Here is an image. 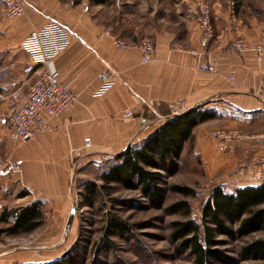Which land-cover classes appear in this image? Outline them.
Segmentation results:
<instances>
[{
	"label": "crops",
	"instance_id": "crops-1",
	"mask_svg": "<svg viewBox=\"0 0 264 264\" xmlns=\"http://www.w3.org/2000/svg\"><path fill=\"white\" fill-rule=\"evenodd\" d=\"M232 3L213 0L215 35L207 46L200 42L202 30L194 3L181 6L176 19L147 18L148 25L143 19L141 25L119 17L112 34L107 29L113 11L107 3L92 0H24L22 15L7 20L1 13L0 153L10 154L23 170L19 175L0 174V264H13L25 256L13 255L19 248L13 240L40 235L33 249L44 246L45 240L60 241L59 234L66 230L75 206L72 183L77 165L113 157L144 141L170 116L197 106L215 112L216 117L195 127L185 152L192 149L200 156L207 179L228 192L263 183L264 62L254 52L231 49L236 38L257 42L264 35L263 8L236 12ZM50 20L71 31L69 46L52 64L79 98L61 115L48 118L51 130L26 143L15 141L10 136L9 114L26 102L37 77L24 72L29 56L21 44L32 30ZM115 37L127 42V47L117 46ZM144 37L155 43L150 63L142 62L137 45ZM190 50L202 51L203 60L214 63L217 71L200 70L199 59ZM105 71L114 73L117 83L98 97L99 76ZM231 72L236 74V84L228 78ZM126 107L135 112L134 118L121 117ZM230 127L253 134V138L232 143L221 152L211 132ZM36 200L43 201V224L31 233L7 235L4 230L13 221L8 211ZM3 216L7 219H1ZM31 241L29 245L34 244ZM28 257L32 255L27 252Z\"/></svg>",
	"mask_w": 264,
	"mask_h": 264
},
{
	"label": "trees",
	"instance_id": "trees-1",
	"mask_svg": "<svg viewBox=\"0 0 264 264\" xmlns=\"http://www.w3.org/2000/svg\"><path fill=\"white\" fill-rule=\"evenodd\" d=\"M92 1L104 4L110 0ZM215 117V112L200 106L170 116L144 141L114 155L115 163L98 176L100 183L84 181L79 192L81 206L95 208L107 194L114 204L124 208L163 209L168 215H181L183 219L171 222L170 240L176 253H188L193 264L264 261V237L229 248L254 233L264 234V181L257 186L238 187L233 192L226 191L222 185H214L202 205L199 220L193 216L189 200L197 191L188 185L169 183L168 179L181 170L184 161L196 172H204L200 156L192 149L185 152V146L192 140L196 126ZM117 189L137 191L139 197L116 198L112 194ZM169 192L183 198L166 205ZM8 215L13 221L4 230L7 235L31 233L44 222L43 201L13 208ZM132 233L133 225L128 220L112 210L107 212L102 244L105 249L113 247V237L124 238ZM102 245L98 247L100 252ZM83 263V256L72 254L42 264Z\"/></svg>",
	"mask_w": 264,
	"mask_h": 264
},
{
	"label": "rangeland",
	"instance_id": "rangeland-1",
	"mask_svg": "<svg viewBox=\"0 0 264 264\" xmlns=\"http://www.w3.org/2000/svg\"><path fill=\"white\" fill-rule=\"evenodd\" d=\"M201 0H110L107 5L113 11V21L108 27L116 26V20L124 16L138 23L147 22V18L155 17L176 19L181 6L186 4H197ZM213 8V0H207ZM232 7L238 12L249 10L250 7L263 8L264 0H230ZM190 2V3H189ZM4 4L0 0V20L3 19ZM145 19V20H144ZM118 25H121L119 23ZM145 25H148L145 23ZM144 37L142 39H146ZM141 39V40H142ZM151 40L150 38H147ZM153 41V40H152ZM100 159V160H99ZM98 161H87L76 166L72 189L75 194V212L73 218H69L68 226L64 232L59 234L58 243H48L45 240L44 246L33 249L34 242L40 235H28L29 239L13 240V244L19 247L13 250V255L25 254L24 257L14 260L13 264H42L56 258H65L68 255L79 254L83 256V264H193L188 253L179 254L174 249L170 240L171 222L183 219L179 214L168 215L163 209H128L114 204L110 195L105 194L102 202L99 201L95 208L82 207L80 201V189L84 181L96 180L101 171L115 163L113 157L99 158ZM170 184L188 185L197 191L195 197L189 198L192 204L193 216L200 219L201 208L204 201L209 197L216 182L208 180L203 172H196V169L188 162H183L181 170L169 179ZM112 196L116 198H138L139 192L133 190L117 189ZM178 193L169 192L166 205L182 199ZM103 204H105L103 206ZM103 206V207H102ZM104 209H102V208ZM114 211L133 225V233L124 238L113 237V247L105 249L104 228L108 211ZM44 235L46 233L44 232ZM264 237L262 232L254 233L236 244L229 245V248H237L245 242ZM32 240V241H31ZM28 241V242H27ZM29 241L34 243L29 245ZM99 245H102L98 250ZM20 246H22L21 249ZM32 257L26 258V253ZM32 259L33 262H24ZM42 261V263H40ZM36 262V263H35ZM240 264H264L263 260L243 261Z\"/></svg>",
	"mask_w": 264,
	"mask_h": 264
},
{
	"label": "built area",
	"instance_id": "built-area-1",
	"mask_svg": "<svg viewBox=\"0 0 264 264\" xmlns=\"http://www.w3.org/2000/svg\"><path fill=\"white\" fill-rule=\"evenodd\" d=\"M4 4V17L12 20L25 11L24 0H2ZM196 20L202 30L200 42L207 46L215 35L213 23V8L207 0L198 3ZM107 31L112 34L113 27ZM115 44L126 48L127 42L115 37ZM71 42V31L56 20H50L43 26L32 30L22 41L21 47L29 56V63L25 66L26 74L36 73L37 77L31 84L27 100L15 108L8 117L10 123V136L15 141L26 143L38 135L51 130L50 117L59 116L74 104L79 95L76 90L62 82L60 72L53 66V60L64 51ZM142 51V62L150 63L155 57V43L149 39H142L137 43ZM183 49L182 46H178ZM231 49L236 53L254 52L259 62H264V35L257 42H250L244 38H236L231 42ZM198 59V68L206 72H216V65L204 61V53L199 50H190ZM101 86L95 92L100 97L111 90L117 83L116 75L109 71L100 74ZM229 80L237 82L236 74H228ZM261 85L264 88V67L261 71ZM179 102H176V105ZM176 105L172 106L176 108ZM121 117L132 119L135 112L130 107L121 111ZM217 148L225 152L230 144L244 142L253 138V134L244 132L236 127L216 128L211 132ZM90 146V138H85ZM80 155V153H76ZM22 165L13 159L10 154L0 153V174L19 175Z\"/></svg>",
	"mask_w": 264,
	"mask_h": 264
},
{
	"label": "water",
	"instance_id": "water-1",
	"mask_svg": "<svg viewBox=\"0 0 264 264\" xmlns=\"http://www.w3.org/2000/svg\"><path fill=\"white\" fill-rule=\"evenodd\" d=\"M74 212H75V209H73L72 212H71V215H70L71 219L73 218Z\"/></svg>",
	"mask_w": 264,
	"mask_h": 264
}]
</instances>
